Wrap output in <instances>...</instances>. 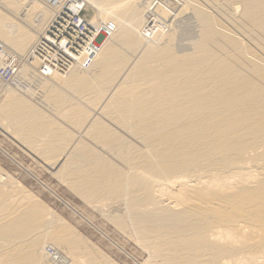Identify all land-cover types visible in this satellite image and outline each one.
<instances>
[{"label": "bare ground", "instance_id": "1", "mask_svg": "<svg viewBox=\"0 0 264 264\" xmlns=\"http://www.w3.org/2000/svg\"><path fill=\"white\" fill-rule=\"evenodd\" d=\"M69 1L0 0V67L19 58L0 76L1 129L149 249L148 264H264V0H71L93 37L67 69H44L32 51ZM178 6L147 40V19ZM6 175L0 264H101Z\"/></svg>", "mask_w": 264, "mask_h": 264}, {"label": "rangeland", "instance_id": "2", "mask_svg": "<svg viewBox=\"0 0 264 264\" xmlns=\"http://www.w3.org/2000/svg\"><path fill=\"white\" fill-rule=\"evenodd\" d=\"M178 9L179 6L168 15L169 18L168 16L159 18L154 13L155 17L159 18L157 20L154 17L155 21L152 16L154 14H152L144 24L145 26L142 27L145 38L150 41L155 38L153 42H159L161 36L167 31L168 24L172 20L181 18L178 17ZM163 24H166L165 29ZM154 25H157L156 28ZM160 32H162L161 35H157ZM10 56H6V61L18 62L17 56L15 57L13 53ZM3 98L4 96L0 94V104ZM2 129L0 127V168L8 174L4 177L5 181H14L15 184L22 185L46 204L50 210H53L79 231L99 253V256L94 255V257H99L95 260L96 262H101V264H148L147 261L151 256L149 249L112 222L108 218L106 210L103 211L89 203L59 175L43 165L34 154L16 142V139L8 131ZM89 143L92 144L91 141ZM92 145L97 148V145ZM47 245L52 246L51 243H47ZM100 254L104 257H101Z\"/></svg>", "mask_w": 264, "mask_h": 264}, {"label": "built area", "instance_id": "3", "mask_svg": "<svg viewBox=\"0 0 264 264\" xmlns=\"http://www.w3.org/2000/svg\"><path fill=\"white\" fill-rule=\"evenodd\" d=\"M75 7L71 0L67 2L36 43L31 59L44 69L54 71L67 69L75 57L86 49L93 37V27L80 16ZM6 62L3 68L0 67V76L8 81L16 63L10 60Z\"/></svg>", "mask_w": 264, "mask_h": 264}]
</instances>
